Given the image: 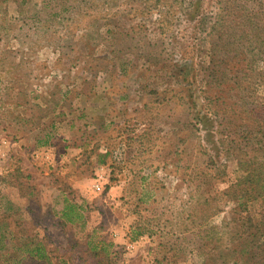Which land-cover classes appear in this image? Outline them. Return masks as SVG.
<instances>
[{
  "label": "rangeland",
  "instance_id": "obj_1",
  "mask_svg": "<svg viewBox=\"0 0 264 264\" xmlns=\"http://www.w3.org/2000/svg\"><path fill=\"white\" fill-rule=\"evenodd\" d=\"M227 5L0 0V264L257 257L250 234L264 199L239 204L229 187L253 171L264 178V0H245L259 30ZM221 12L227 23L211 30ZM203 104L210 132L195 124ZM59 136L70 142L67 175L45 161L63 149ZM17 169L38 190L34 204ZM64 197L82 204V227L60 222ZM29 202L42 206L36 222ZM26 238L29 248L41 239L50 262L31 259Z\"/></svg>",
  "mask_w": 264,
  "mask_h": 264
},
{
  "label": "trees",
  "instance_id": "obj_2",
  "mask_svg": "<svg viewBox=\"0 0 264 264\" xmlns=\"http://www.w3.org/2000/svg\"><path fill=\"white\" fill-rule=\"evenodd\" d=\"M222 4V2L226 1V3L228 4V10L229 11H235V10H242L245 12V15L242 14V16H240V14H237L236 16L240 18V20L237 22V24H244V27L247 30H259V26L254 23V21H252L254 16H251V14H254L255 8H252V13L247 11V8L245 6V0H219ZM202 4H199V7H201ZM237 10V11H238ZM234 13V12H233ZM207 21V16H201L198 18V22H200L201 24L205 25V22ZM227 23V18H224V16L222 15V12L219 13L216 16H213L211 19V25L210 28L211 30H222L225 26V24ZM203 29H207L206 26H203ZM205 104H203V106L197 108L195 110L194 113V118H195V124L199 125V128H204L206 130H208L209 132L211 131V127L213 126V118L211 116H209L208 112ZM215 112V110H213ZM221 168V167H219ZM223 172H225L223 169H221ZM16 185L20 188V190L22 189V187L24 185H26L27 187V191L26 192H21V194L24 195H28L29 196V200L30 202H34L39 200L37 193L38 190L35 189L33 184H27L26 182H22L20 181V178L23 176V172H20L18 169L16 170ZM250 173V172H249ZM242 184H246L248 186V190L244 189V187H239ZM229 188L231 189H235L236 191V196H235V200L241 204L244 200L245 197L247 198H251L254 195L257 196H261L264 199V178L258 176L257 174L254 173V171L252 172V174H247L244 176H241L238 180H237V184L231 185ZM229 190V189H228ZM256 192V194H254ZM29 202L28 204V208L27 210H29L30 214L32 216H34L33 220L36 222V218H40L42 217V206L41 204H38L36 210H34V207H32L33 205H31V203ZM34 204V203H32ZM71 207V206H69ZM74 206H72L69 210H65V212H63V217H59L60 218V222L65 225L66 227H75L74 223H76L81 217H82V213L78 210L74 211ZM264 216V214H263ZM240 219H242V221L244 220H253L250 216L248 215H241ZM250 223H253V221H250ZM2 236V233L0 234ZM250 235H252L253 240L255 237H258L259 235V242L257 243V248H259L260 253H257V257L256 258H248L247 260H245V264H255V262L253 261V259L255 260H260V262L262 261V259L264 258V224L261 225H257V229L255 232L251 233ZM4 236V235H3ZM27 242H26V250L28 251V255L31 259L37 260L41 263L44 262H50L48 260V250L45 246H42V240L39 239L36 243L35 246H33V248H29L30 243L33 242L32 239L30 238H26ZM259 255V256H258ZM15 260V258H13ZM252 259V260H251ZM17 262H20V259H16ZM250 261V262H249Z\"/></svg>",
  "mask_w": 264,
  "mask_h": 264
},
{
  "label": "crops",
  "instance_id": "obj_3",
  "mask_svg": "<svg viewBox=\"0 0 264 264\" xmlns=\"http://www.w3.org/2000/svg\"><path fill=\"white\" fill-rule=\"evenodd\" d=\"M55 137H57V136H55ZM59 139L61 141L60 144H65L63 149H59L58 150V155L56 156V160L53 157V155L51 157V154L49 153V151H46L45 152V155H46L45 156L46 157L45 161H47V159H49V164L54 167L53 168L54 170H57V172H60L62 174L67 175L69 169L67 167H65V166H67L66 164L71 161L70 160V156H69V153L71 152L70 151L71 150L70 149V144H69L70 142L65 140L64 138H60V136H59ZM76 146H78V147L77 148L73 147L76 150V152H74V153H79L81 148H80L79 145H76ZM53 147L55 148V146H53ZM81 151H82V149H81ZM81 157H82V153H79L75 157V160H77L76 163H78V162H80L82 160ZM76 179H72L71 182H73L74 180H75V182L80 180L78 178H76ZM64 203L65 204L61 207V214L60 215L63 216L62 214H63V212H65V210H69L72 206H74V208H73L74 211L78 210V211H80L82 213V217L76 223H74V226L77 227V228L82 227L83 224H84V221H85V214H84V210L82 209L83 208L82 204L79 203V202L77 203L74 200L71 201V200L67 199L66 197H64ZM69 206H71V207H69Z\"/></svg>",
  "mask_w": 264,
  "mask_h": 264
},
{
  "label": "built area",
  "instance_id": "obj_4",
  "mask_svg": "<svg viewBox=\"0 0 264 264\" xmlns=\"http://www.w3.org/2000/svg\"><path fill=\"white\" fill-rule=\"evenodd\" d=\"M94 186H95L96 190H100V188H101V186L99 184H97V183Z\"/></svg>",
  "mask_w": 264,
  "mask_h": 264
}]
</instances>
